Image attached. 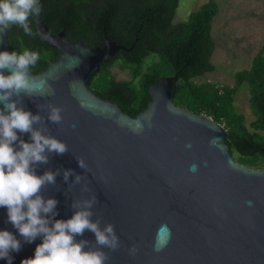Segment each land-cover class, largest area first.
I'll return each instance as SVG.
<instances>
[{
  "label": "water",
  "instance_id": "water-1",
  "mask_svg": "<svg viewBox=\"0 0 264 264\" xmlns=\"http://www.w3.org/2000/svg\"><path fill=\"white\" fill-rule=\"evenodd\" d=\"M35 24L42 42L59 51L34 75L46 79L55 94L25 96L22 102L44 117L48 102L62 107L60 123H44L49 134L68 145L37 171L71 168L89 187L87 192L80 185L70 187L74 176L65 182L62 172L47 185L44 195L59 201L56 218L72 215L73 199L95 195L92 219L100 218L101 227L112 223L121 243L104 249L107 264H264V168L236 161L224 125L176 105L179 77L158 78L150 87L151 102L132 117L90 89L101 66L125 47L109 39L88 47L69 39L65 30L51 33L45 20ZM0 50L12 51L8 30L0 34ZM76 157L85 159L87 172ZM5 220L6 206L0 207V229L15 233ZM83 238L94 241L87 230ZM39 243V238L22 242L12 253L13 264L33 256ZM131 245L137 248L134 255Z\"/></svg>",
  "mask_w": 264,
  "mask_h": 264
},
{
  "label": "trees",
  "instance_id": "trees-1",
  "mask_svg": "<svg viewBox=\"0 0 264 264\" xmlns=\"http://www.w3.org/2000/svg\"><path fill=\"white\" fill-rule=\"evenodd\" d=\"M180 0H40L39 17H30L35 35L28 36L19 26L8 30L12 50H37L41 60L33 75L46 70L59 51L45 45L35 20H45L51 33L66 31L69 39L88 47L103 46L111 40L125 47L114 59L101 66L90 89L103 99H111L136 117L151 102L150 87L163 76H178L175 103L195 114L205 115L224 125L226 143L238 163L264 168V44L249 68L235 74L233 86L199 82L216 70L212 62L216 45L213 20L219 13L215 0H209L174 24ZM158 59L146 63L150 56ZM119 64L130 71L131 80H118L111 68ZM247 84L254 115L247 122L235 108V96Z\"/></svg>",
  "mask_w": 264,
  "mask_h": 264
},
{
  "label": "clouds",
  "instance_id": "clouds-1",
  "mask_svg": "<svg viewBox=\"0 0 264 264\" xmlns=\"http://www.w3.org/2000/svg\"><path fill=\"white\" fill-rule=\"evenodd\" d=\"M41 11L40 0H0V34L16 25L26 35H35L29 18L39 17ZM44 38L49 39L47 35ZM40 60L37 50H0V207L6 206L5 223L16 229L15 233L0 229V260L13 264L12 253L21 250L22 242L31 244L39 238L41 243L36 245L34 255L22 259L20 264H107L109 256L104 249H118L121 243L112 223L101 227L100 218L92 219L97 197L73 199L72 215L56 218L59 201L43 192L47 185L56 183L61 172L65 182L74 176L70 187L80 185L81 192L89 191V187L86 177L74 174L71 168L47 169L42 174L37 171L41 164L49 162L50 155L68 151V145L49 134L44 123L45 119L60 123L62 107L48 102L44 117L27 110L22 102L25 96L55 94V88L46 79L33 75ZM25 133L27 140L23 138ZM76 159L87 172L85 159ZM195 169L196 165H192L191 170ZM86 230L94 235V241L83 238ZM128 251L134 255L137 248L131 245Z\"/></svg>",
  "mask_w": 264,
  "mask_h": 264
},
{
  "label": "rangeland",
  "instance_id": "rangeland-1",
  "mask_svg": "<svg viewBox=\"0 0 264 264\" xmlns=\"http://www.w3.org/2000/svg\"><path fill=\"white\" fill-rule=\"evenodd\" d=\"M219 13L213 20V38L216 49L212 62L216 70L206 73L198 81L233 86L235 74L249 68L252 58L264 44V0H215ZM209 0H180L174 17V24L188 20L189 15ZM147 58L146 63L157 60ZM118 80H131L128 69L119 64L111 68ZM250 94L247 84L242 85L235 96V108L251 122L254 115L250 107Z\"/></svg>",
  "mask_w": 264,
  "mask_h": 264
}]
</instances>
